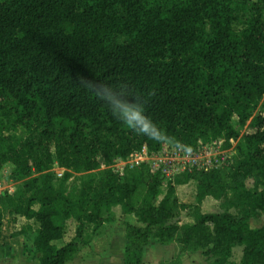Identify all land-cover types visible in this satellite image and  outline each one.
Listing matches in <instances>:
<instances>
[{
    "label": "trees",
    "instance_id": "1",
    "mask_svg": "<svg viewBox=\"0 0 264 264\" xmlns=\"http://www.w3.org/2000/svg\"><path fill=\"white\" fill-rule=\"evenodd\" d=\"M100 84H126L156 122L151 136L170 140L119 124L95 96ZM218 139L236 143L225 168L165 184L145 164L121 178L111 169L143 147L194 152ZM5 165L18 186L0 195V238L5 213L35 222L38 264L71 262L115 207L137 223L124 224L123 264H144L150 240L168 246L179 234V254L264 264V225L249 226L264 214V0H0V172ZM191 181L187 205L175 188ZM207 198L222 212L202 213ZM188 208L192 223L181 225ZM69 220L75 235L57 248Z\"/></svg>",
    "mask_w": 264,
    "mask_h": 264
},
{
    "label": "rangeland",
    "instance_id": "2",
    "mask_svg": "<svg viewBox=\"0 0 264 264\" xmlns=\"http://www.w3.org/2000/svg\"><path fill=\"white\" fill-rule=\"evenodd\" d=\"M241 26L235 24L234 29L238 30ZM247 127L239 130L240 136L244 132H247ZM19 136H24V131L18 130ZM233 142L231 149L235 146ZM196 152V151H195ZM194 152V153H195ZM200 153V151L198 152ZM220 153H228V149L222 146H216L212 152V156H217ZM183 154H177L174 152L169 144H165L159 155L155 156V159H149L148 167L153 172H158L156 169L160 166L167 172L177 176L182 173L186 168H191L192 163L183 160ZM214 158V157H211ZM197 162L201 160L197 156ZM135 161L128 160L126 162L116 161L112 166V170L120 171L126 166H135ZM179 166V168H178ZM227 167V166H226ZM105 169L101 166V170ZM12 167L5 165L0 172V192L1 194L6 192L8 194H14L18 186V182L14 180L11 175ZM55 178H61L64 170L54 167L51 171ZM82 174L72 173L70 181H75L80 178ZM168 182L164 178V184ZM252 181L246 182L247 188H252ZM195 182L191 181L184 186L176 187V196L179 202L193 205L196 202V188ZM161 195L155 200L154 204L157 205L162 199L165 193V186L162 187ZM142 192L140 191V194ZM190 208L181 212L179 215V223L181 225L192 223ZM201 212L206 214L220 213L222 209L219 203L212 199H205L201 206ZM234 213V211H231ZM124 224L136 225V221L132 216H125L121 213L119 207L112 209V217L105 222L102 227L96 231L91 232L87 230L88 236H90V242L88 246H81L79 252L74 259L68 264H123V251L125 245V229ZM264 225V214H261L257 219L249 221V226L252 229L260 228ZM76 223L73 220H69L65 224V234L61 241L54 242L55 247H61L65 243L69 242L75 235ZM38 225L33 221H26L24 218L18 216H9L4 214V223L2 227V235L0 238V264H38L36 255L34 254L33 241L36 235ZM180 234L176 237L175 241L170 245L168 249L165 246L159 245L156 241L150 240L147 247L143 250L142 262L144 264H169L178 254ZM202 250L197 252H189L179 254L180 264H209L206 257L203 256ZM242 256V247H235L232 251L231 261L239 263Z\"/></svg>",
    "mask_w": 264,
    "mask_h": 264
},
{
    "label": "clouds",
    "instance_id": "3",
    "mask_svg": "<svg viewBox=\"0 0 264 264\" xmlns=\"http://www.w3.org/2000/svg\"><path fill=\"white\" fill-rule=\"evenodd\" d=\"M97 100L119 124L137 135L150 136L157 141L170 140L167 136H151L153 129L158 130L156 122L147 114L143 99L126 84L93 85Z\"/></svg>",
    "mask_w": 264,
    "mask_h": 264
},
{
    "label": "built area",
    "instance_id": "4",
    "mask_svg": "<svg viewBox=\"0 0 264 264\" xmlns=\"http://www.w3.org/2000/svg\"><path fill=\"white\" fill-rule=\"evenodd\" d=\"M224 143L223 140L218 139L216 141L211 142L210 144L204 145V146H200L196 152H191V151H187L182 147H171L172 150L174 152H176L177 154L181 153L183 154V160L187 161V162H191V168H186L182 171H190L192 169H197V170H213V169H220V168H225L226 166L228 167L231 163H232V156L235 154L233 148L231 149L228 148V153L230 154H226V153H220L217 156H212V152L214 150V148L216 146H222V144ZM233 141H230V144H232ZM162 151V150H161ZM200 151V153H198ZM158 154H154V153H149L146 149V147H143L139 152H136L134 155H132V157H130L128 160H133L135 161V166H138L140 164H145L148 166V162L149 159H155V156L159 155ZM197 156L199 158H201V160L199 162H197L196 158ZM214 157V158H211ZM117 161H121V162H126V161H122V160H117ZM103 164H101L102 166ZM104 166V165H103ZM150 167V166H149ZM179 168V166H178ZM162 176V178H166L168 182H171L174 179V175L171 174L170 171H166L163 170L160 166L156 169ZM115 172V174H117L120 178L123 177V170L120 171H116L113 170ZM3 194V193H2ZM1 195V192H0Z\"/></svg>",
    "mask_w": 264,
    "mask_h": 264
},
{
    "label": "crops",
    "instance_id": "5",
    "mask_svg": "<svg viewBox=\"0 0 264 264\" xmlns=\"http://www.w3.org/2000/svg\"><path fill=\"white\" fill-rule=\"evenodd\" d=\"M190 224V223H189ZM171 245V244H170ZM170 245H168V246H165L166 248H168V249H170L171 248V246ZM178 252H179V250H178ZM187 253H189V252H187Z\"/></svg>",
    "mask_w": 264,
    "mask_h": 264
},
{
    "label": "water",
    "instance_id": "6",
    "mask_svg": "<svg viewBox=\"0 0 264 264\" xmlns=\"http://www.w3.org/2000/svg\"><path fill=\"white\" fill-rule=\"evenodd\" d=\"M2 195H4V194H2Z\"/></svg>",
    "mask_w": 264,
    "mask_h": 264
}]
</instances>
